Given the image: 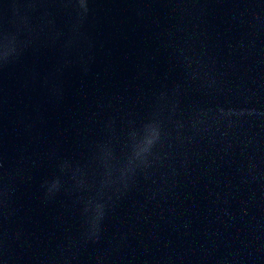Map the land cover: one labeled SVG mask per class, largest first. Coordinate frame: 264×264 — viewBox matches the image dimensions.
Returning a JSON list of instances; mask_svg holds the SVG:
<instances>
[{"label":"water","instance_id":"95a60500","mask_svg":"<svg viewBox=\"0 0 264 264\" xmlns=\"http://www.w3.org/2000/svg\"><path fill=\"white\" fill-rule=\"evenodd\" d=\"M0 264H264V0H0Z\"/></svg>","mask_w":264,"mask_h":264},{"label":"clouds","instance_id":"9594fccd","mask_svg":"<svg viewBox=\"0 0 264 264\" xmlns=\"http://www.w3.org/2000/svg\"><path fill=\"white\" fill-rule=\"evenodd\" d=\"M132 160L133 159L130 157L129 169L126 177H130L135 170L131 164ZM144 162H140V163L142 164ZM126 177H124V179ZM82 215L84 217V226L86 229V233H91L92 235H95V233L99 230L100 222L103 220L105 215L104 211L101 210V206L94 205L93 202L89 200L84 204Z\"/></svg>","mask_w":264,"mask_h":264}]
</instances>
